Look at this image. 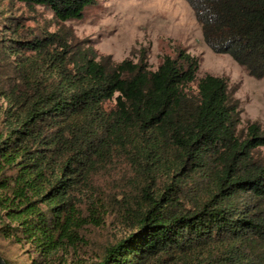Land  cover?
Returning a JSON list of instances; mask_svg holds the SVG:
<instances>
[{
	"label": "trees",
	"instance_id": "1",
	"mask_svg": "<svg viewBox=\"0 0 264 264\" xmlns=\"http://www.w3.org/2000/svg\"><path fill=\"white\" fill-rule=\"evenodd\" d=\"M4 1L58 22L97 2ZM185 1L212 52L264 78V0ZM197 69L183 52L114 63L0 12V238L54 264L117 221L127 233L77 264H264V130L238 133L226 81Z\"/></svg>",
	"mask_w": 264,
	"mask_h": 264
},
{
	"label": "rangeland",
	"instance_id": "2",
	"mask_svg": "<svg viewBox=\"0 0 264 264\" xmlns=\"http://www.w3.org/2000/svg\"><path fill=\"white\" fill-rule=\"evenodd\" d=\"M5 16L21 18L24 28L54 32L68 30L76 38L87 40L99 57L110 56L114 63L125 59L146 61L156 70L164 57L176 59L183 52L198 61L196 80L205 75L223 78L231 100L238 105L240 121L237 132L251 123L264 130V78L248 75L226 54L212 52L203 42L201 29L185 0H97L87 7L79 20L58 22L45 7L29 8L23 3H1ZM264 155V148H261ZM78 249L60 253L54 264H77L91 261L101 247L124 236L127 230L117 221L101 230L87 227ZM27 246L0 238V254L13 264H27Z\"/></svg>",
	"mask_w": 264,
	"mask_h": 264
},
{
	"label": "water",
	"instance_id": "3",
	"mask_svg": "<svg viewBox=\"0 0 264 264\" xmlns=\"http://www.w3.org/2000/svg\"><path fill=\"white\" fill-rule=\"evenodd\" d=\"M0 264H6L1 255H0Z\"/></svg>",
	"mask_w": 264,
	"mask_h": 264
}]
</instances>
